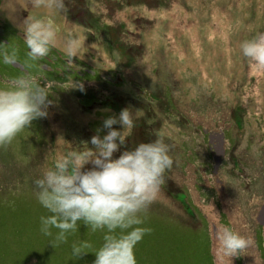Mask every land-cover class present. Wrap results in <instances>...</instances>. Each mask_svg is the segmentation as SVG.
Returning a JSON list of instances; mask_svg holds the SVG:
<instances>
[{
    "label": "rangeland",
    "instance_id": "obj_1",
    "mask_svg": "<svg viewBox=\"0 0 264 264\" xmlns=\"http://www.w3.org/2000/svg\"><path fill=\"white\" fill-rule=\"evenodd\" d=\"M29 15L51 19L61 38L65 27L77 29L80 56L69 64L58 40L22 69L20 25ZM257 31L264 0H65L62 13L0 0V45L20 61L0 64V86L30 74L48 83L51 101L46 116L0 146V264H94L103 233L80 223L55 247L39 231L45 210L33 181L55 154L84 141L92 147L91 138L107 132L104 120L124 108L139 118L114 157L164 135L175 158L148 210L152 231L136 246L138 264H221V214L251 241L226 264H264L257 245L259 230L264 245V68L239 48ZM81 242L92 248L74 258L72 245Z\"/></svg>",
    "mask_w": 264,
    "mask_h": 264
},
{
    "label": "clouds",
    "instance_id": "obj_2",
    "mask_svg": "<svg viewBox=\"0 0 264 264\" xmlns=\"http://www.w3.org/2000/svg\"><path fill=\"white\" fill-rule=\"evenodd\" d=\"M35 9L49 8L57 13L65 9V0H31ZM24 33L27 57L39 61L62 40L64 57L71 64L79 57L83 41L79 31L65 27L62 38L51 19L29 15L20 25ZM241 54L250 65L264 68V31L245 38L239 45ZM119 60L118 52H113ZM18 60L15 49L0 45V64L13 65ZM48 83L41 86L30 74L15 77L10 84L0 86V146L13 142L32 122L47 115L50 105ZM135 114L124 108L118 116L103 122L106 134L94 135L91 145L70 147L55 154L51 165L44 167L34 178V195L45 214L39 217V231L51 238L56 247L66 243L69 234L80 223L93 232L103 233V241L94 249V264H138L135 249L152 229L146 225L148 210L159 197L175 158L167 137L157 135L152 142L138 143L123 151L128 130L135 127ZM121 125L117 129L114 125ZM91 163L92 167L85 170ZM217 252L221 264L244 252L251 241L232 227L225 226L216 234ZM92 245L87 242L72 245V255L79 258Z\"/></svg>",
    "mask_w": 264,
    "mask_h": 264
},
{
    "label": "trees",
    "instance_id": "obj_3",
    "mask_svg": "<svg viewBox=\"0 0 264 264\" xmlns=\"http://www.w3.org/2000/svg\"><path fill=\"white\" fill-rule=\"evenodd\" d=\"M42 71H44V70H42ZM224 133H225V137H227L228 136V133L227 132H224ZM195 212L200 215V213L198 211L195 210ZM221 217H222V220H221L222 223L223 224L225 223L228 226L229 225V222H228L225 214H221ZM257 243H258L257 244L258 245V248H259L262 256L264 257L263 234H262V232L260 230H259V233L257 235ZM0 244H1V242H0ZM240 261H241V259L240 258H237V263L240 262ZM24 263L26 264L28 262H24Z\"/></svg>",
    "mask_w": 264,
    "mask_h": 264
},
{
    "label": "flooded vegetation",
    "instance_id": "obj_4",
    "mask_svg": "<svg viewBox=\"0 0 264 264\" xmlns=\"http://www.w3.org/2000/svg\"><path fill=\"white\" fill-rule=\"evenodd\" d=\"M26 55H27V54H26ZM28 60H29V59H28ZM41 60H42V59H41ZM24 63H26L28 67H29L30 65H32V64H36V62L31 61V64L29 63V65H28V61H25V60H24Z\"/></svg>",
    "mask_w": 264,
    "mask_h": 264
}]
</instances>
